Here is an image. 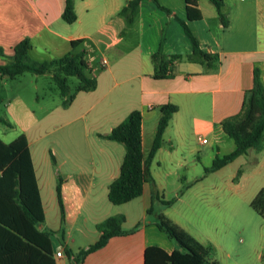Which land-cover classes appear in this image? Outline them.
<instances>
[{
    "label": "crops",
    "instance_id": "1",
    "mask_svg": "<svg viewBox=\"0 0 264 264\" xmlns=\"http://www.w3.org/2000/svg\"><path fill=\"white\" fill-rule=\"evenodd\" d=\"M64 1L0 0V64L25 38L31 44L29 57L37 61L63 56L72 50L70 42L80 39L73 51L85 50L82 69L96 81L94 89L76 92L67 104L63 97L46 110L40 134L31 126L22 131L44 212L39 227L53 231L50 242L55 264H70L66 249L75 253L97 241L100 231L96 225L116 214L125 217L123 230L137 227L110 237L81 264H144L148 246L170 253L177 246L157 228V213L202 245L211 244L210 258L219 264H264V217L251 206L264 191V148L254 152L255 160L249 166V173L257 175L249 206L200 199L186 202L183 212L174 214L161 203L166 200L161 191L166 177L193 168L194 160L202 157L210 166L216 156L234 149L221 121L240 110L246 90L253 85L255 68L264 86V0H223L225 24L209 0H197L202 17L193 21L185 19L184 0H158L163 8L153 0H140L131 17L128 8L124 9L129 0H73L76 20L72 23L62 19ZM179 19L186 21L198 48L217 57L213 66L191 58L192 44ZM158 49L166 57L180 56L172 64L171 77H154L151 56ZM167 103L178 109L149 163L154 183H144L138 197L112 204L108 187L119 175L124 145L104 135L130 111L139 110L146 157L160 106ZM153 193L157 199L152 201ZM150 205L155 210L152 215L147 213ZM237 232L249 238L239 247ZM59 250L62 255L56 257Z\"/></svg>",
    "mask_w": 264,
    "mask_h": 264
},
{
    "label": "trees",
    "instance_id": "2",
    "mask_svg": "<svg viewBox=\"0 0 264 264\" xmlns=\"http://www.w3.org/2000/svg\"><path fill=\"white\" fill-rule=\"evenodd\" d=\"M159 7L158 0H153ZM225 24L226 16L223 11V0H209ZM140 0H129L124 9L129 10L131 17ZM185 19L187 21L199 20L202 17L197 0H184ZM62 19L67 23L76 20L73 0H65L61 13ZM179 22L189 37L192 44L191 58H194L208 67L214 65L217 57L198 48V42L189 30L186 21ZM81 43L80 39L72 40V50L63 56L37 61L29 57L31 48L29 39L25 38L12 47V55L3 64H0V76L13 79L24 72L36 75H49L56 84L67 104L78 91L92 90L96 86L94 78L83 71L81 59L85 50L74 52L73 49ZM3 50L0 48V55ZM155 78L171 77V67L179 55L166 57L158 49L152 54ZM75 76L79 85L69 93L68 78ZM178 109L177 105L167 103L160 106V118L148 155L142 152L141 120L139 110L134 109L109 133L104 135L109 140L120 142L124 145V156L120 165L119 175L109 184L107 197L112 204L128 202L143 191L144 183H154L150 173L149 163L160 147L162 133L168 124L171 115ZM0 122L9 123L0 117ZM223 131L234 141V149L229 153L216 156L211 165L204 168L211 172L232 162L240 155H246L249 150L256 152L264 148V86L260 80L259 72L253 71V85L246 90L240 110L235 115L221 121ZM242 169L237 170L238 177ZM56 194L61 207L60 188L56 186ZM157 199L156 193L152 195ZM174 202L162 200L165 207ZM251 206L264 217V191H260ZM153 211V206L147 213ZM123 214L107 217L96 225L100 231L97 241L73 253L66 249L70 264H81L84 257L102 247L110 237L133 231L123 230ZM44 221V212L40 200V193L36 182L32 158L28 149L26 136L21 133L10 142L5 143L0 139V264H55L53 259L50 237L52 230L39 226ZM157 228L164 232L175 244L176 248L167 253L158 246H148L144 251V264H219L211 259L214 248L211 244L202 245L185 230L171 221L162 213H157Z\"/></svg>",
    "mask_w": 264,
    "mask_h": 264
},
{
    "label": "rangeland",
    "instance_id": "3",
    "mask_svg": "<svg viewBox=\"0 0 264 264\" xmlns=\"http://www.w3.org/2000/svg\"><path fill=\"white\" fill-rule=\"evenodd\" d=\"M68 85L69 92H73L79 85V80L71 76L68 78ZM62 98L49 75L24 72L13 79H0V117L9 123L6 125L0 122V139L5 143L10 142L27 126L33 127L35 131H39L37 134H40L39 126L46 110L60 103ZM254 152L251 150V153L244 155L240 161L227 165L217 172H205L204 168L208 167L206 165H209L210 161L202 157V160H199L200 158L194 160L196 165L193 164V168L182 170L177 176L166 177L165 187L161 191L164 199H174L169 210L174 214H180L186 202L200 199L221 202L239 201L249 206V202L255 195L252 189L257 183V175L249 173V166L255 160ZM240 168L242 172L237 177V170ZM159 197L161 198L162 195ZM154 213L155 210L150 215ZM235 236L237 247L244 245L249 239L244 233L237 232ZM262 252L264 257V249Z\"/></svg>",
    "mask_w": 264,
    "mask_h": 264
},
{
    "label": "built area",
    "instance_id": "4",
    "mask_svg": "<svg viewBox=\"0 0 264 264\" xmlns=\"http://www.w3.org/2000/svg\"><path fill=\"white\" fill-rule=\"evenodd\" d=\"M104 63H105V60L101 59V64H104ZM202 142H205V139H202ZM61 255H62V251L59 250L55 252L56 257H61Z\"/></svg>",
    "mask_w": 264,
    "mask_h": 264
}]
</instances>
